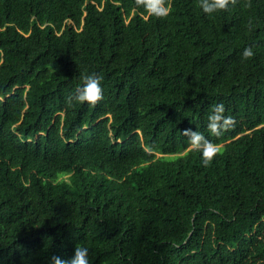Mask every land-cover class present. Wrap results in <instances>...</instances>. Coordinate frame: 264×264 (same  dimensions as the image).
<instances>
[{
    "label": "trees",
    "instance_id": "trees-1",
    "mask_svg": "<svg viewBox=\"0 0 264 264\" xmlns=\"http://www.w3.org/2000/svg\"><path fill=\"white\" fill-rule=\"evenodd\" d=\"M166 4L0 0V264H264V0Z\"/></svg>",
    "mask_w": 264,
    "mask_h": 264
},
{
    "label": "clouds",
    "instance_id": "clouds-1",
    "mask_svg": "<svg viewBox=\"0 0 264 264\" xmlns=\"http://www.w3.org/2000/svg\"><path fill=\"white\" fill-rule=\"evenodd\" d=\"M137 7H142L148 16L165 17L169 14L170 8L166 0H136ZM230 0H199V7L203 13L211 15L219 10L228 8ZM254 55L251 47H246L242 52V58H250ZM103 98V89L100 78L96 75H88L83 78V83L77 87L74 99L79 103L95 105ZM225 106L222 103L215 104L207 117V130L209 135L219 137L222 132L233 123L231 116H225ZM183 135L187 137L188 145L198 151L202 163L207 166L213 158L222 150L221 145L208 139L204 133L191 128L185 129ZM89 249L86 246L77 244L73 255L63 259L59 256H51L48 264H89Z\"/></svg>",
    "mask_w": 264,
    "mask_h": 264
},
{
    "label": "rangeland",
    "instance_id": "rangeland-1",
    "mask_svg": "<svg viewBox=\"0 0 264 264\" xmlns=\"http://www.w3.org/2000/svg\"><path fill=\"white\" fill-rule=\"evenodd\" d=\"M159 155H162V154H159Z\"/></svg>",
    "mask_w": 264,
    "mask_h": 264
}]
</instances>
